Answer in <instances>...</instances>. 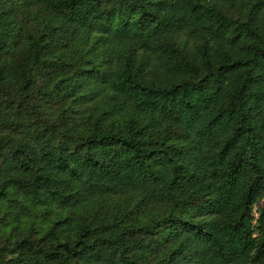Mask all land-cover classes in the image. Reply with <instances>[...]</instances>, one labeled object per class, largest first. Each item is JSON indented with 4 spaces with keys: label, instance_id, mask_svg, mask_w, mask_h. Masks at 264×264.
Returning <instances> with one entry per match:
<instances>
[{
    "label": "trees",
    "instance_id": "obj_1",
    "mask_svg": "<svg viewBox=\"0 0 264 264\" xmlns=\"http://www.w3.org/2000/svg\"><path fill=\"white\" fill-rule=\"evenodd\" d=\"M0 264H264V0H0Z\"/></svg>",
    "mask_w": 264,
    "mask_h": 264
}]
</instances>
